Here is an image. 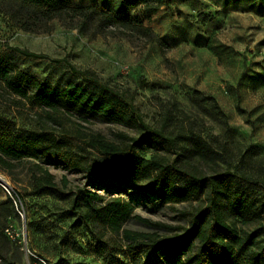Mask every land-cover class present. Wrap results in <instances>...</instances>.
<instances>
[{"label": "rangeland", "instance_id": "rangeland-1", "mask_svg": "<svg viewBox=\"0 0 264 264\" xmlns=\"http://www.w3.org/2000/svg\"><path fill=\"white\" fill-rule=\"evenodd\" d=\"M67 1L73 7L91 6L113 15L118 2ZM127 16L149 28L152 36L120 27L79 33L58 22L52 23L49 32L28 33L0 11V64L55 90L81 83L69 66L92 72L131 97L145 125L175 137L177 147L158 151V156L169 161L186 158L200 167L180 149L186 148L191 134L199 136L227 162H218V168L203 167L204 172H240L245 189L264 204V0H173L154 14L136 6ZM16 49L43 58L24 57ZM31 93L28 89L27 94ZM40 129L71 138L78 154L98 169L122 156L101 157L86 146L90 137L100 135L121 148L126 142L119 134L139 137L136 130L99 117L82 120L32 107L0 81V133L14 136L20 130ZM150 154L145 152L143 157ZM8 162L7 170L0 168V231L3 226L2 233L14 242L16 249H10L8 258L17 264H132L124 231L166 235L163 229L137 218L187 226L178 211L199 204L164 205L154 210L134 187L116 188L107 185L108 179L103 182L94 174L52 165L40 157L22 155ZM44 171L52 176L51 192L36 190L35 179ZM1 185L8 187L10 195ZM87 193L97 199H87ZM114 203L133 209L118 232L108 224ZM227 220L239 233L251 234L255 242L264 238L260 229L264 215L251 225Z\"/></svg>", "mask_w": 264, "mask_h": 264}, {"label": "trees", "instance_id": "trees-1", "mask_svg": "<svg viewBox=\"0 0 264 264\" xmlns=\"http://www.w3.org/2000/svg\"><path fill=\"white\" fill-rule=\"evenodd\" d=\"M173 0H118L115 11L110 14L95 7H73L67 0H0V11L20 30L28 33L49 32L52 23L75 28L79 33L93 28L100 33L107 27H120L143 37L152 36L151 30L141 26L128 11L142 6L146 14H154L168 7ZM24 57L41 59L40 55L24 50H15ZM81 83H69L60 90L47 87L27 74L0 64V81L13 95L27 100L32 107L49 113H68L82 120L96 117L108 123L123 125L139 133L138 138L119 134L126 142L124 148L106 142L100 135L92 136L86 146L105 158H121L102 169L91 166L78 154L77 144L71 138L57 136L51 131L40 129L20 130L14 136L0 133V168L7 170L10 160L22 155L44 158L52 165L94 174L107 185L134 187L136 193L146 199L154 210L164 205L199 204L178 211L187 226H168L137 218L143 223L163 229L166 235L124 231L128 254L132 264H264V238L255 242L251 234L239 233L227 218L240 225L259 222L264 215V204L257 202L245 189L240 172L206 174L203 167L218 168V162L226 163L225 156L212 148L199 136H190L182 152L186 158L169 161L158 156V151H171L177 147L175 137L163 129H152L142 121L131 97L98 80L88 71L69 66ZM31 90V94L27 91ZM216 110L222 113L213 98H207ZM135 149L140 151L135 153ZM150 152L149 158L143 153ZM129 155L127 158L126 156ZM183 157V156H182ZM37 167V166H36ZM35 179V177L33 176ZM142 183L141 186H136ZM37 191L53 190L52 176L43 172L35 179ZM92 200L97 196L87 193ZM9 209L12 211L11 203ZM109 210L113 213L108 224L114 232L119 231L122 221L132 215V207L114 203ZM264 232V226H261ZM0 231V264H17L8 253L14 242Z\"/></svg>", "mask_w": 264, "mask_h": 264}, {"label": "built area", "instance_id": "built-area-1", "mask_svg": "<svg viewBox=\"0 0 264 264\" xmlns=\"http://www.w3.org/2000/svg\"><path fill=\"white\" fill-rule=\"evenodd\" d=\"M1 187L8 193V195H10V191H9L8 187H6L4 185H1Z\"/></svg>", "mask_w": 264, "mask_h": 264}]
</instances>
